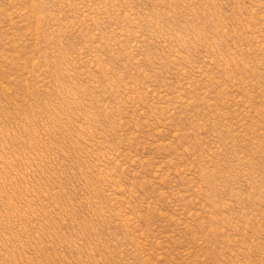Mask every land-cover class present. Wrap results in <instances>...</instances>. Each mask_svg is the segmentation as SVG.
I'll list each match as a JSON object with an SVG mask.
<instances>
[{
  "label": "rangeland",
  "instance_id": "obj_1",
  "mask_svg": "<svg viewBox=\"0 0 264 264\" xmlns=\"http://www.w3.org/2000/svg\"><path fill=\"white\" fill-rule=\"evenodd\" d=\"M0 264H264V0H0Z\"/></svg>",
  "mask_w": 264,
  "mask_h": 264
}]
</instances>
